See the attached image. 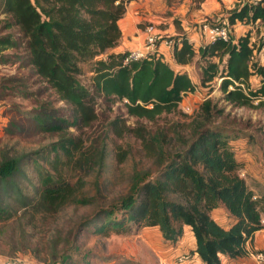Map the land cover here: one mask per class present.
<instances>
[{
    "label": "trees",
    "instance_id": "16d2710c",
    "mask_svg": "<svg viewBox=\"0 0 264 264\" xmlns=\"http://www.w3.org/2000/svg\"><path fill=\"white\" fill-rule=\"evenodd\" d=\"M130 1L2 0L0 59L6 50L21 45V40L4 32L17 26L28 63L46 85L40 92L52 90L56 98L30 110L10 106L15 113L0 136V223H19L25 239L17 249L35 255L45 250L48 264H91L89 251L79 243L83 233L90 228L103 235L110 230L125 232L129 223L158 228L171 242L189 225L195 251L206 264H220L221 254L242 257L247 242L263 228V219L240 174L230 134L211 125L216 112L213 100H203L185 123L192 127L189 136L179 127L174 136L170 130L153 132L143 120L154 123L177 111L183 95L195 91V82L183 68L195 58L201 62L202 85L220 77L229 102L264 107V63L255 57L249 34L236 37L230 32L227 40L219 37L198 47L187 37L175 41L174 65L158 54L126 63L128 51L113 48L123 36L120 22ZM237 22H264V0H239L230 7L224 26L231 31ZM87 64L88 83L81 79ZM253 75L259 86L252 85ZM117 101L136 118L134 125L120 116L108 121L102 117L99 106L110 109ZM58 102L65 105L57 106ZM111 134L138 139L144 154L159 168H136L128 191L116 202L66 226L61 217L67 208L96 203L87 192L88 178L106 169ZM18 140L30 146L20 148ZM115 149L116 162L122 163L130 150L120 144ZM220 206L233 219L228 227L214 217ZM47 218L56 222L49 236L36 238L27 230Z\"/></svg>",
    "mask_w": 264,
    "mask_h": 264
},
{
    "label": "rangeland",
    "instance_id": "374dc122",
    "mask_svg": "<svg viewBox=\"0 0 264 264\" xmlns=\"http://www.w3.org/2000/svg\"><path fill=\"white\" fill-rule=\"evenodd\" d=\"M147 1L150 9L140 12L139 26L145 29L150 23L156 25L160 36L157 49L162 43L167 46V50L160 52V56L173 63L170 56L173 45L169 46L162 41L173 40L174 44L175 41L187 37L196 47L206 44L208 41L205 31L212 27L224 26L228 9L237 5L239 0ZM1 2L2 0H0V18L4 19L5 14L1 11ZM237 23L238 26H233L229 32L236 37L238 34H249L256 47L255 57L262 61L264 59V48H261L264 40V22ZM4 32L12 34L14 38L22 42L18 48L6 50V55L0 59V136L3 125L15 113L10 110L11 105L20 104L24 109L30 110L46 99L56 98L52 90L40 92L46 85L28 63V53L24 48V38L20 35L19 28L14 26ZM157 53L159 50H150L148 55ZM200 66L201 62L195 58L193 62L183 67L195 82L196 89L183 95L177 111L163 114L154 123L147 120H143V122L153 132L170 130V136H174L176 128L179 127L182 134L189 136L192 127L185 123L189 122L198 112L203 100L211 98L216 107L211 125L223 128L230 134V147L240 163V174L245 178L248 188L254 194V200L258 203L264 227V107L240 106L229 102L220 88L222 80L220 77H217L212 83L202 85ZM84 68L85 74L81 76V79L88 83L90 64L85 65ZM258 82L259 80L255 78L251 80L254 87L259 86ZM56 105L64 106L65 104L58 102ZM99 110L100 113H103V118L108 117L107 121L120 116L129 125H134L136 122V118L127 114L122 101L114 102L110 109L99 106ZM111 138L109 139L111 152L107 158L106 169L102 173L93 174L88 178L87 192L96 197V203L77 209L67 208L61 217L62 222L68 223L66 226L79 220L80 217L92 215L102 206L116 202L122 194L128 191L131 175L136 168L142 170L159 168L153 158L144 154L140 141L135 137L125 135L122 138H117L111 134ZM10 141L12 144L16 142V139ZM18 141L20 148L30 146L25 145L28 143L24 140ZM116 144L130 150L122 163L116 162ZM28 171L33 175L32 168H29ZM23 184L29 185L27 181H24ZM214 211L213 213H215ZM217 214L224 217L225 224L233 222L226 208L224 212ZM55 223L53 218H47L44 221L39 220L36 227L28 226L27 230L32 232L36 238L44 235L47 237L52 234L49 230ZM21 229L20 224L16 222L0 223V264H48L44 261L45 250H41L40 255H35L31 250L23 252L17 249L22 247L25 239ZM79 243H81L83 251H89L91 264H180L179 257L181 255H188L194 262L190 250L183 252V245L177 246V244L165 240L158 228H140L134 223H129V229L125 232L117 233L110 230L108 235L96 233L90 228L83 233ZM40 245L43 247V244ZM246 246L248 249L244 256L247 258L244 262L253 264V260L260 259L261 264H264V254L261 252L264 248V230L259 231L257 240L252 237ZM42 247L41 249H43Z\"/></svg>",
    "mask_w": 264,
    "mask_h": 264
},
{
    "label": "crops",
    "instance_id": "0c3cea01",
    "mask_svg": "<svg viewBox=\"0 0 264 264\" xmlns=\"http://www.w3.org/2000/svg\"><path fill=\"white\" fill-rule=\"evenodd\" d=\"M143 7V9H141ZM145 9H150V5L147 0H131L127 6V12L125 17L121 20V27L123 30V36L119 42V44L113 48L114 51H129L131 49L136 48H142L144 47L145 42V31L139 26L140 20H141V14L140 12L144 11ZM238 26V23L235 24V27ZM237 29V28H235ZM236 31V30H235ZM240 35V34H238ZM205 37L208 41V34L207 31H205ZM167 46H165L163 43L159 46L158 50L160 55V52L166 51ZM171 56V55H170ZM264 63V59L261 61ZM255 78L258 79L257 75H253L251 77V80ZM260 84V81L258 82ZM224 212L225 207H217L215 208L214 217L225 227H228L230 224H225V219L222 215H218L219 212ZM233 221V220H232ZM264 230V227L258 231H256L253 235L255 239L258 238L259 231ZM184 242V243H183ZM174 244L183 245L182 248H184L182 251H191V256H193L194 262L187 263V264H206L201 257L198 255V253L195 251L196 243L194 234L191 230V227L189 225L185 226L184 233L177 239ZM264 247V246H263ZM262 248V247H261ZM248 247L246 246V254H247ZM263 249V248H262ZM245 254V255H246ZM260 254V253H259ZM258 257H260L258 255ZM247 256H242L238 258H231L227 256L226 254L220 255V264H246L244 261L246 260ZM260 259L253 260V264H261Z\"/></svg>",
    "mask_w": 264,
    "mask_h": 264
},
{
    "label": "built area",
    "instance_id": "2783aa9c",
    "mask_svg": "<svg viewBox=\"0 0 264 264\" xmlns=\"http://www.w3.org/2000/svg\"><path fill=\"white\" fill-rule=\"evenodd\" d=\"M144 31H145L144 47L129 50L125 56L126 63L129 61L139 60L146 57L150 50H158L157 42L159 41L160 36L158 35L156 25L154 23H150L145 27ZM207 34H208V41H214L219 37L227 40L230 37L229 31L226 26H220V27L217 26V27L209 28ZM162 42H164L169 46L173 45V40H164ZM179 261L180 264L191 263L192 259L188 255H181L179 257Z\"/></svg>",
    "mask_w": 264,
    "mask_h": 264
}]
</instances>
